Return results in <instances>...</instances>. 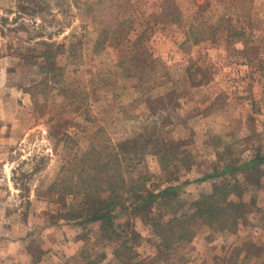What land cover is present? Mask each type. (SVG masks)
I'll list each match as a JSON object with an SVG mask.
<instances>
[{
    "label": "rangeland",
    "instance_id": "rangeland-1",
    "mask_svg": "<svg viewBox=\"0 0 264 264\" xmlns=\"http://www.w3.org/2000/svg\"><path fill=\"white\" fill-rule=\"evenodd\" d=\"M140 133L166 141L189 181L182 212L215 182L241 179L238 234L197 220L191 241L166 248L152 227L160 202L118 213L113 241L99 223L54 222L82 197L79 184L64 190L84 153L104 156ZM258 150L264 0H0V264H235L248 237L263 249L248 264H264V165L198 181ZM134 161L123 163L128 178L168 176L153 151Z\"/></svg>",
    "mask_w": 264,
    "mask_h": 264
},
{
    "label": "trees",
    "instance_id": "trees-1",
    "mask_svg": "<svg viewBox=\"0 0 264 264\" xmlns=\"http://www.w3.org/2000/svg\"><path fill=\"white\" fill-rule=\"evenodd\" d=\"M166 145V141H162L157 134L147 137L145 133H140L105 154L108 160H104V156H97L91 150L84 153L79 165H74L70 171L71 174H76L74 178H71L74 183L70 187H65L66 190H64V192L73 193L74 184H79L77 192L82 194V197L79 202L66 206L64 211L53 214L54 222L64 221L81 226L99 223L100 227L96 232L97 235L99 234L98 237L113 241L120 236L114 221L118 213L136 210L150 211L154 203L160 202L161 217L153 221L152 227L154 234L160 237V244L166 248H170L178 241H191L195 236L192 223L197 220L204 221L218 232L238 234L241 220L246 215L245 203L233 199L231 195L234 198L240 197L245 190V188L240 189L241 179H234V182H215L211 191L203 193L191 203V212H182L178 205L180 192L189 181H182L177 174V169L171 167V162L167 159L169 155ZM148 150L158 154L163 169L168 170V176L160 183L148 184L151 178L145 175L137 179H131L125 175L123 163L136 160L133 162V165H136L135 162L139 163ZM262 165H264V152L258 150L248 162L242 165L226 164L221 170L215 167L198 181L222 180L224 175L237 176L245 166ZM250 183L253 182L250 181ZM168 213L171 217L164 220L165 214ZM236 247L238 259L235 264H248L252 257L260 259L263 251L251 237L239 242ZM116 254L121 256V253ZM102 259L103 255H98L87 259L84 264H101ZM221 260L217 258L215 264H229L228 260Z\"/></svg>",
    "mask_w": 264,
    "mask_h": 264
},
{
    "label": "crops",
    "instance_id": "crops-1",
    "mask_svg": "<svg viewBox=\"0 0 264 264\" xmlns=\"http://www.w3.org/2000/svg\"><path fill=\"white\" fill-rule=\"evenodd\" d=\"M22 242H23L22 240H19L18 242L12 243V244L20 246ZM22 254H23L24 259L26 258V260H28V258H30L28 252H24Z\"/></svg>",
    "mask_w": 264,
    "mask_h": 264
}]
</instances>
